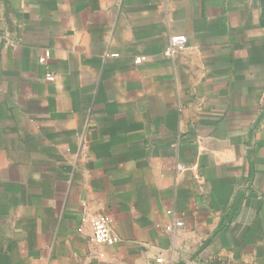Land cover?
Returning a JSON list of instances; mask_svg holds the SVG:
<instances>
[{"label":"crops","instance_id":"1","mask_svg":"<svg viewBox=\"0 0 264 264\" xmlns=\"http://www.w3.org/2000/svg\"><path fill=\"white\" fill-rule=\"evenodd\" d=\"M0 264H264V0H0Z\"/></svg>","mask_w":264,"mask_h":264},{"label":"built area","instance_id":"2","mask_svg":"<svg viewBox=\"0 0 264 264\" xmlns=\"http://www.w3.org/2000/svg\"><path fill=\"white\" fill-rule=\"evenodd\" d=\"M188 44V36L183 33L173 34L169 38L167 47L165 48L166 56H173L177 51L184 49ZM48 53L41 56V62H45ZM143 57H138L135 59V63H141ZM90 225L92 229V240L95 243H105L108 245H113L118 241L117 235L112 230V219L108 215L100 214L92 217L90 219ZM177 226H183L182 221L177 222ZM158 263H162L163 259L158 258Z\"/></svg>","mask_w":264,"mask_h":264}]
</instances>
